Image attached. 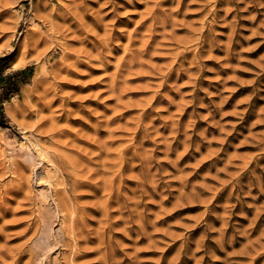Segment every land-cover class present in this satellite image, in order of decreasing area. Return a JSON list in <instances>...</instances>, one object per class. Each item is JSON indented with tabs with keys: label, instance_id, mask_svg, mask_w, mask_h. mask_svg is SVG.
I'll use <instances>...</instances> for the list:
<instances>
[{
	"label": "rangeland",
	"instance_id": "374dc122",
	"mask_svg": "<svg viewBox=\"0 0 264 264\" xmlns=\"http://www.w3.org/2000/svg\"><path fill=\"white\" fill-rule=\"evenodd\" d=\"M3 247L264 264V0H0Z\"/></svg>",
	"mask_w": 264,
	"mask_h": 264
},
{
	"label": "bare ground",
	"instance_id": "6f19581e",
	"mask_svg": "<svg viewBox=\"0 0 264 264\" xmlns=\"http://www.w3.org/2000/svg\"><path fill=\"white\" fill-rule=\"evenodd\" d=\"M62 157V159H61V163H62V168L65 170V169H67V170H65V174H66V179H68V180H70V175H69V170H72V169H75V167H74V163L72 162V159L71 158H69L68 156H66V155H62L61 156ZM65 168H64V167ZM79 181L76 179V181L74 182V181H72V185L73 184H77ZM108 182V183H107ZM64 184H65V182H64ZM103 188L104 189H112V183L110 182V181H104L103 182ZM69 190V193L71 194V193H73V188H70V189H68ZM58 203V206H59V208L61 209V210H64V209H72V211H71V213L70 214H68V213H65V215H64V217H63V219H69V220H71V233H73L74 234V237H75V239H76V245L78 244V243H80V241H78V237L79 236H83V234H86L85 235V238H86V241L87 240H90L91 238L89 237V234H88V232H87V230H85L82 226H81V224H80V222H79V218L77 217V210H78V206L74 203V205H71L70 203H68V202H66V203H63V202H61V201H59V202H57ZM71 207V208H70ZM5 246V245H4ZM20 248H22V247H20ZM13 251V250H12ZM9 252H11V251H9L8 249H4V247L3 248H0V262L2 261L3 263L2 264H6V261H5V259L3 258V257H6V255L9 253ZM77 253L78 252H76L75 253V255H77ZM80 254V253H79ZM82 255V254H81ZM11 257V256H10ZM12 257H13V263L12 264H17L18 262H19V260L23 257V249H19V250H15V253L13 252V255H12ZM3 258V259H2ZM73 258H74V256H73ZM8 261H10V260H8ZM10 263V262H9ZM20 263V262H19ZM75 263V262H74Z\"/></svg>",
	"mask_w": 264,
	"mask_h": 264
},
{
	"label": "trees",
	"instance_id": "16d2710c",
	"mask_svg": "<svg viewBox=\"0 0 264 264\" xmlns=\"http://www.w3.org/2000/svg\"><path fill=\"white\" fill-rule=\"evenodd\" d=\"M9 78H10V82L8 83V85L3 86V91L4 92L17 91L18 83L17 81H15L14 76L10 74Z\"/></svg>",
	"mask_w": 264,
	"mask_h": 264
}]
</instances>
